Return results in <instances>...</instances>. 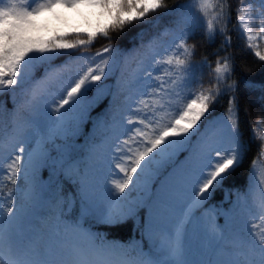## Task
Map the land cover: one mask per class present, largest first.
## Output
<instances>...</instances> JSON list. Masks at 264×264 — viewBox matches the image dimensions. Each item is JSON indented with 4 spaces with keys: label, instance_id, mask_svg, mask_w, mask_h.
I'll return each instance as SVG.
<instances>
[{
    "label": "snow or ice",
    "instance_id": "obj_1",
    "mask_svg": "<svg viewBox=\"0 0 264 264\" xmlns=\"http://www.w3.org/2000/svg\"><path fill=\"white\" fill-rule=\"evenodd\" d=\"M82 7L106 22L45 19ZM233 31L264 62V0H0V264H264V116L245 188L209 206L250 151L244 91L264 109Z\"/></svg>",
    "mask_w": 264,
    "mask_h": 264
},
{
    "label": "trees",
    "instance_id": "obj_2",
    "mask_svg": "<svg viewBox=\"0 0 264 264\" xmlns=\"http://www.w3.org/2000/svg\"><path fill=\"white\" fill-rule=\"evenodd\" d=\"M170 2H174V0H170ZM64 10H60L65 11ZM146 26H132L125 33L121 34L120 39L114 41L115 44L122 47H131L132 45V37L140 31L142 28ZM233 44L235 45L234 50L237 53V67H236V76L238 82L243 89V81L251 80L259 82L264 80V70L261 69V63L253 54L244 50V41L240 38L239 34L235 31L232 33ZM105 43L104 39L98 38L95 42L94 47L90 49V51L98 50ZM214 51V48L210 45H203L201 48L202 54H207ZM199 59V57H198ZM94 95V93H93ZM260 96V91L257 88L252 91H244L243 99L241 102L240 108V117L242 120V131L244 132V138L250 144V151L247 153L246 158L242 167L228 180L225 181L223 187L219 189L212 200L209 202V206H222L224 201V197L229 192H234L237 189L245 188L248 183L249 176L252 172V161L255 159L258 151L259 140L252 139V128L251 122H254L256 119H259L261 116H264V109L261 108L260 103L258 102V97ZM5 100H8V97H3ZM10 106V104H9ZM227 101L225 100L221 107L217 109V115L224 113L226 111ZM257 168H264V163H258ZM44 179H47V176H43ZM7 191V188L4 189ZM220 224L223 223V218H217ZM113 235L117 236V238L127 240L130 238L132 233L126 230L123 233L114 232ZM138 238V237H137Z\"/></svg>",
    "mask_w": 264,
    "mask_h": 264
},
{
    "label": "rangeland",
    "instance_id": "obj_3",
    "mask_svg": "<svg viewBox=\"0 0 264 264\" xmlns=\"http://www.w3.org/2000/svg\"><path fill=\"white\" fill-rule=\"evenodd\" d=\"M98 10L88 7L78 9H66L61 12L60 20H55L50 17L45 18L51 26L60 27L64 30H82L94 28L98 23L106 22L104 18L100 17ZM260 50L264 51V40H258ZM217 223L220 222L217 219Z\"/></svg>",
    "mask_w": 264,
    "mask_h": 264
}]
</instances>
